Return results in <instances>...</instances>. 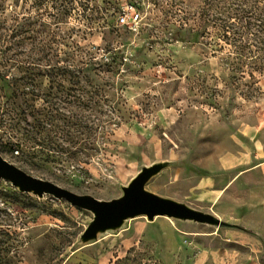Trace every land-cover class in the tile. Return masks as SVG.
Here are the masks:
<instances>
[{"label":"rangeland","instance_id":"rangeland-1","mask_svg":"<svg viewBox=\"0 0 264 264\" xmlns=\"http://www.w3.org/2000/svg\"><path fill=\"white\" fill-rule=\"evenodd\" d=\"M203 1H73L60 24L70 50L91 49L100 61L112 47L118 56L112 71L100 74L109 84L107 131L93 158L26 159L2 147L7 134L0 128L2 156L37 177L104 201L122 198L142 178L144 193L190 212L152 209L98 223L89 207L2 177L0 229L18 236L14 264H264L262 170L233 182L219 172L220 159H264V73L235 81L222 54L172 37L185 21L196 26ZM5 4L25 11L24 0ZM206 174L217 186L229 184L223 220L196 188ZM229 214L235 218L226 221ZM232 221L243 229L218 228Z\"/></svg>","mask_w":264,"mask_h":264},{"label":"trees","instance_id":"trees-1","mask_svg":"<svg viewBox=\"0 0 264 264\" xmlns=\"http://www.w3.org/2000/svg\"><path fill=\"white\" fill-rule=\"evenodd\" d=\"M5 1L0 0V128L7 134L2 147L26 159L93 158L101 150L99 134L107 131L102 103L109 100V84L100 74L112 71L117 52L106 48L109 60L98 61L91 49L70 50L60 24L74 0H24L23 12L8 10ZM194 22L197 27L183 22L172 37L201 41L212 54H222L235 81L264 73V0H204ZM17 240L15 232L0 229V264H14L10 253Z\"/></svg>","mask_w":264,"mask_h":264},{"label":"water","instance_id":"water-1","mask_svg":"<svg viewBox=\"0 0 264 264\" xmlns=\"http://www.w3.org/2000/svg\"><path fill=\"white\" fill-rule=\"evenodd\" d=\"M2 177L9 178L14 184L20 186L25 191L32 190L36 193H52L56 196L64 197L74 204L92 208L97 212L98 223L115 220L124 215L148 212L152 209L171 212L187 210V212H190L189 209L180 204L163 201L144 193L141 189L142 178L137 179L122 198L104 201L90 195L77 194L51 180L28 173L4 158L0 153V178Z\"/></svg>","mask_w":264,"mask_h":264},{"label":"crops","instance_id":"crops-1","mask_svg":"<svg viewBox=\"0 0 264 264\" xmlns=\"http://www.w3.org/2000/svg\"><path fill=\"white\" fill-rule=\"evenodd\" d=\"M219 166L220 175H226L230 173L232 182L240 178L241 174H245L256 168H260L264 176V159H254L252 157L250 159H243V157L238 156H235L234 158L227 157L225 159H220ZM205 185L207 187H204ZM228 185L229 184H225V186H217L216 179L211 176V174H206L201 182L196 185V188H204V190L201 192L202 198L207 202L208 205H210L211 211L215 213L221 220H223L224 215L220 213L219 208L220 204L223 202V196L226 194L225 192L228 188ZM225 218L226 221H229V218H235V215L229 214ZM232 222L233 224H231V226L222 225L221 222L218 228L229 227L228 229H231V234H235L238 230L243 229L241 226L235 225V221Z\"/></svg>","mask_w":264,"mask_h":264},{"label":"built area","instance_id":"built-area-1","mask_svg":"<svg viewBox=\"0 0 264 264\" xmlns=\"http://www.w3.org/2000/svg\"><path fill=\"white\" fill-rule=\"evenodd\" d=\"M120 20H121V22H125L126 17H125V16H122V17L120 18Z\"/></svg>","mask_w":264,"mask_h":264},{"label":"bare ground","instance_id":"bare-ground-1","mask_svg":"<svg viewBox=\"0 0 264 264\" xmlns=\"http://www.w3.org/2000/svg\"><path fill=\"white\" fill-rule=\"evenodd\" d=\"M9 179V178H8ZM92 209V208H91Z\"/></svg>","mask_w":264,"mask_h":264}]
</instances>
